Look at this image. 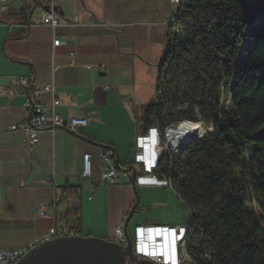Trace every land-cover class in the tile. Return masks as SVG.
Segmentation results:
<instances>
[{
    "label": "crops",
    "instance_id": "0c3cea01",
    "mask_svg": "<svg viewBox=\"0 0 264 264\" xmlns=\"http://www.w3.org/2000/svg\"><path fill=\"white\" fill-rule=\"evenodd\" d=\"M48 8L39 0H8L7 10L0 11V229L17 231L16 242L0 243V250L23 249L55 226L67 225L80 237L95 238V218L102 209L109 224L98 239L117 244L114 230L124 227L138 188L155 191L154 199L143 197L144 206L170 202L171 188L142 186L136 179L133 184L134 173L137 178L142 172L135 161L126 166V156L130 150L135 155L137 138L143 134L140 123L134 125L131 109L137 106L141 113L156 94L172 5L168 0H55L60 25L55 30L30 29ZM75 18L80 25L70 27ZM55 39L66 45L55 47ZM20 77L33 78L31 87L16 86L14 79ZM51 83L56 86L58 113L76 124V130H44L39 144L32 146L10 128L27 121L24 104L30 93ZM39 102L50 103L51 95L43 94ZM118 108L128 126H120ZM102 149L115 154L121 172L118 185L101 192L103 188L90 189L81 170L83 156L91 153L99 179ZM45 208L50 218L39 217ZM158 208L156 218L164 223L141 226H185L165 216L169 207Z\"/></svg>",
    "mask_w": 264,
    "mask_h": 264
},
{
    "label": "trees",
    "instance_id": "16d2710c",
    "mask_svg": "<svg viewBox=\"0 0 264 264\" xmlns=\"http://www.w3.org/2000/svg\"><path fill=\"white\" fill-rule=\"evenodd\" d=\"M180 25L140 129L180 121L210 129L163 157L155 174L172 181L189 212L197 264H264V0H184Z\"/></svg>",
    "mask_w": 264,
    "mask_h": 264
},
{
    "label": "built area",
    "instance_id": "2783aa9c",
    "mask_svg": "<svg viewBox=\"0 0 264 264\" xmlns=\"http://www.w3.org/2000/svg\"><path fill=\"white\" fill-rule=\"evenodd\" d=\"M46 2L49 6L45 17L41 20L34 19L29 28H38L42 26L50 27L55 30L59 25L58 13L54 8L55 0H39ZM172 5V14L169 20H177V28L175 31H181L180 17L184 9V0H168ZM0 8L1 12L7 10L8 0H2ZM167 23V27L169 24ZM79 19L75 18V22L70 24V27H78ZM170 32L174 31H168ZM182 33V31H181ZM65 42L54 40V46H64ZM73 65V64H71ZM90 68V67H88ZM33 78L20 77L14 79L16 86L30 88ZM105 90L110 89V86L105 85ZM43 94L51 95V102L42 104L39 98ZM59 99L56 95V86L51 83L42 87H36L29 95L24 104V108L28 113L27 121L24 123L13 124L11 130L20 132L26 142L32 146L39 144L40 134L44 130L68 129L76 130V124L66 122L65 118L58 113L57 106ZM190 122V121H188ZM193 123V122H192ZM191 124V122H190ZM169 128L166 127L162 135V140H155L154 127L150 128L147 133L141 134L137 138L135 164L142 172L136 178L137 184L142 186H161L167 187L168 177H158L155 171L163 157H174V144L169 136ZM205 134V133H204ZM204 134L200 135L202 137ZM99 160L101 164L102 174L99 179L94 175L93 155L87 153L83 156L81 177L89 181V187L95 191L98 188H108L118 185V180L121 168L117 163L115 154L108 149L100 151ZM127 171V170H126ZM50 211L45 208L39 212V217L50 218ZM127 217H125V221ZM184 226H138L136 228L134 255L140 260H146L153 264H197L195 257L188 248V240L183 239ZM129 233V232H128ZM115 241L122 249L128 248L130 234L124 230L123 226L117 227L114 230ZM80 237L78 230L70 229L67 225L62 227L55 226L49 230L47 234L35 240L29 246L19 250H0V264H17L22 259V253H29L38 245L51 241L59 237ZM204 258L208 261L212 260V255L205 254Z\"/></svg>",
    "mask_w": 264,
    "mask_h": 264
},
{
    "label": "water",
    "instance_id": "95a60500",
    "mask_svg": "<svg viewBox=\"0 0 264 264\" xmlns=\"http://www.w3.org/2000/svg\"><path fill=\"white\" fill-rule=\"evenodd\" d=\"M198 138L200 137H189L186 144ZM135 179L136 174L134 173L133 184H135ZM139 205L140 197L137 193V202L124 224L127 234H129L130 221ZM133 248L130 236L127 249H122L119 245L104 239L65 236L38 245L17 264H122L121 258L124 257L135 260L138 264H153L136 258Z\"/></svg>",
    "mask_w": 264,
    "mask_h": 264
},
{
    "label": "rangeland",
    "instance_id": "374dc122",
    "mask_svg": "<svg viewBox=\"0 0 264 264\" xmlns=\"http://www.w3.org/2000/svg\"><path fill=\"white\" fill-rule=\"evenodd\" d=\"M177 33H180V31H176V34ZM131 110H132V113L134 116V125L137 126L138 123H140V116H141L140 115L141 114L140 109L137 106H134V107H132ZM116 118L118 119V121H121L120 126H128L129 125L128 120H126V117L123 114V109H121V108L117 109ZM204 126H205V128H204L203 133H206V131H208L210 129L209 128L210 126L207 127L205 125V123H204ZM123 157L124 156L120 157L122 161L125 160V158H123ZM134 157H135L134 151L130 150L126 156V159L130 163L133 161L132 163L134 164V160H133ZM101 190H106V189H104V188L99 189V191H101ZM170 190L172 193L169 191H166V190L164 191L166 194H167V192H169L168 194L171 195L169 197L170 202L169 203L161 202V204H159V205L169 207L170 210L168 209L167 211H164V212H165V216L169 217L170 219H172V218L174 219V223H172V224L187 226L190 223L189 212H187L184 209L181 201L173 194L174 190L172 188ZM154 192L155 191L148 190L145 188H138V193H139V197H140V205L136 209V211H135V213H134V215L130 221V224H129V234H130V238L132 239V242L134 245H135L136 228L138 226L145 225L148 223L149 224L164 223V222H158V220H157L158 218H156L157 214H158V213L156 214V212L159 209L158 208L159 205H157L155 207L154 206H144L143 197L144 198L148 197L150 199H154V197H155ZM247 207L249 210L257 211V206L255 204L249 203L247 205ZM161 212H163V211H161ZM87 217H88L89 221H91L93 219V217L91 215H88ZM95 223L97 224V227L99 230L96 232L94 237L99 238L101 235L100 233L102 231V228L105 229L107 224H109V218L107 216L105 209L100 210V212H98L96 214ZM0 228H4V225L0 226ZM16 234H17V231H15L13 229V227L10 230L0 229V243H4L7 245L8 243L16 242V240L14 239V238H16Z\"/></svg>",
    "mask_w": 264,
    "mask_h": 264
},
{
    "label": "bare ground",
    "instance_id": "6f19581e",
    "mask_svg": "<svg viewBox=\"0 0 264 264\" xmlns=\"http://www.w3.org/2000/svg\"><path fill=\"white\" fill-rule=\"evenodd\" d=\"M170 24H173L175 20H169ZM172 33H176L175 29L177 28V24L172 25ZM171 125V124H170ZM169 127H176V128H169V136L172 138V142L174 144V154H178L184 146L186 147V141L189 137H199L200 135L204 134V124L200 122L192 123L188 121H180L177 122ZM203 131V132H202ZM164 130H160L159 128H154V136L155 140H162V135ZM167 187L172 188V181L170 179L167 180ZM189 226H184L183 229V239H188L189 235ZM29 253H22V258H24Z\"/></svg>",
    "mask_w": 264,
    "mask_h": 264
},
{
    "label": "flooded vegetation",
    "instance_id": "af4514ba",
    "mask_svg": "<svg viewBox=\"0 0 264 264\" xmlns=\"http://www.w3.org/2000/svg\"><path fill=\"white\" fill-rule=\"evenodd\" d=\"M122 264H138L137 261L132 260L130 258H121Z\"/></svg>",
    "mask_w": 264,
    "mask_h": 264
}]
</instances>
